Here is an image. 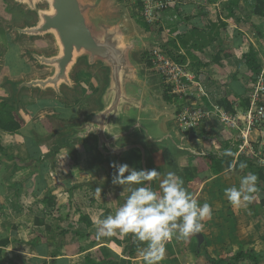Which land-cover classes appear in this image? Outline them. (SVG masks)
<instances>
[{
    "label": "crops",
    "instance_id": "0c3cea01",
    "mask_svg": "<svg viewBox=\"0 0 264 264\" xmlns=\"http://www.w3.org/2000/svg\"><path fill=\"white\" fill-rule=\"evenodd\" d=\"M254 4L255 0H239L232 16L228 14L229 0H173L167 7L169 10L165 12L191 17L187 21L192 28L187 30L181 25L184 27L170 31L174 36L191 35L193 29L208 34L209 23L226 24L203 49L204 53L195 52L193 61L186 58L185 64L191 69L197 64L194 74L187 73L197 85L190 93V99L195 96L193 105L213 106L226 99L234 113L246 111L248 95L257 78L243 61V54L249 49L257 54L264 74V18L253 15ZM203 19L206 24L200 28L197 23ZM163 20L158 19V22ZM222 52L230 56H222L214 63L213 56ZM5 92L0 87V98ZM21 104L19 115L25 121L21 134L0 131V145L5 149L0 153V241L9 242L0 248V264H145L140 254L145 245L133 241L130 234L96 237L99 219L114 215L129 190L124 194L125 188H109L98 194L89 183L105 180L108 174L105 167L89 164L83 152H78L74 162L65 150H60L51 162L44 158L49 148L40 142L34 144L28 134L38 125L33 130L44 137L52 124L43 126V119L75 121L79 108L29 95L22 97ZM188 134L198 137L190 143L198 156L219 159L226 149L235 154L230 172L229 167L217 173L205 172L187 183L198 202H207L213 209L211 219L203 222L202 249L198 252L194 236L187 240L173 239L166 245L167 256L161 264H264V182H258L260 191L255 201L245 207H233L224 195L225 188L238 186L240 178L248 173L247 167L241 169L240 164L246 165L249 161L263 173L264 167L238 154L241 144L236 141V133L224 126L216 115L212 114L209 122ZM249 140L254 150L264 156V128L253 131ZM154 153L159 157L153 167L149 160V167L164 174L160 153L157 150ZM198 156L181 157L179 168L188 167ZM41 173L42 178H39ZM154 189L158 190V181L154 182ZM47 197L53 198V204L45 203Z\"/></svg>",
    "mask_w": 264,
    "mask_h": 264
},
{
    "label": "water",
    "instance_id": "95a60500",
    "mask_svg": "<svg viewBox=\"0 0 264 264\" xmlns=\"http://www.w3.org/2000/svg\"><path fill=\"white\" fill-rule=\"evenodd\" d=\"M4 1L31 17L20 24L3 23L0 18V28L12 36L14 44L38 40L49 44L45 50L23 49L22 57L35 69L34 74L4 76L2 87L9 93L5 102L16 113L23 108V95L71 105L73 98L81 95L76 79L81 70L94 71L100 81L89 106L79 111L78 121L51 120L52 130L39 138L49 148L44 158L52 162L60 150L75 158V145H89L94 154L91 164L108 172L105 180L89 186L105 191L128 186L113 185L116 170L112 163L151 170L149 160L152 149H156L164 174L175 172L185 185L178 162L183 156L199 155L190 145L198 137L165 129L166 109L157 100L154 80L139 59L147 45L161 47L159 36L138 32L122 15H108L104 9L107 0ZM5 56V50H1L0 71ZM194 238L199 252L204 238L201 233Z\"/></svg>",
    "mask_w": 264,
    "mask_h": 264
},
{
    "label": "clouds",
    "instance_id": "9594fccd",
    "mask_svg": "<svg viewBox=\"0 0 264 264\" xmlns=\"http://www.w3.org/2000/svg\"><path fill=\"white\" fill-rule=\"evenodd\" d=\"M233 155L230 149L223 152L225 157ZM111 166L116 170L113 185L136 187L129 188V195L114 215L99 219L97 239L130 234L133 241L145 245L140 253L145 264H161L167 256L168 242L187 240L203 232V222L213 215L212 206L207 202L200 204L186 189L181 176L173 171L162 174L155 169L137 170L128 164L112 163ZM245 167L240 164L241 169ZM227 171H231V166ZM153 181H158V190L153 188ZM258 182L259 177L248 172L240 178L238 186L225 188L224 195L233 207L248 206L260 191ZM96 191L101 194V188Z\"/></svg>",
    "mask_w": 264,
    "mask_h": 264
},
{
    "label": "rangeland",
    "instance_id": "374dc122",
    "mask_svg": "<svg viewBox=\"0 0 264 264\" xmlns=\"http://www.w3.org/2000/svg\"><path fill=\"white\" fill-rule=\"evenodd\" d=\"M152 1H154V0H152ZM162 1H164V0H162ZM139 2L140 1H138V0H107L105 5H104V9L108 15H111V16L122 15V16H124L135 27V29L138 32H140L144 35H148V32L144 31V29L139 26L138 23L140 21L147 22L150 25V27L152 28V32L153 31L157 32V30L159 28L162 29V32L159 36V42L162 45L165 44L166 49L147 45L142 54L144 56V53H147L146 55L148 56V58H145V59L149 60V63H152V67L149 68L145 63L143 65V69H144L145 73L154 80L153 87L157 92V100L166 109L167 119L165 120V123H164L165 129L166 130H171L174 128L176 129V126L178 124V121H177L178 113H180L182 111V109L186 106L187 107H192V106L196 107L197 106V105L192 104V101L195 98V96H192L191 97L192 99H190L191 94L188 92H186V93H188L187 96H183L182 98L178 97L177 95L172 94L171 88L168 87L164 83V80L161 77L160 72L158 71V63H157L158 58L157 57L170 59L171 61H174L173 59H176L175 57L171 58L170 56H168L165 53V50L172 52L171 47H168L167 44H168V41L170 39H174L177 37V35L174 36L173 33H170V31H173V29L178 28L181 25L185 26V27L181 26V28L184 27L187 30L191 29L192 26L189 23V21H187L191 17H189V18L183 17L182 18L181 15H178L176 13L165 12L166 10H169V8H167V9L166 8L165 9H163V8L162 9L152 8L151 15L149 14V12H148V15H146L145 11H144V7H142L141 9L138 8ZM14 10H16V9L10 7V5L7 2H5L4 0H0V18L3 20V23L12 22L11 19L13 17L17 16L15 14ZM175 15H177V16H175ZM158 19H160V20L164 19V20L162 23L161 22L159 23ZM205 24H206V20L203 19V21H200L197 23V26H199L200 28H203V26L205 27ZM209 24H211V23H209ZM207 28L209 30L210 25ZM181 36L187 37V35H181ZM26 47H34L37 49L45 50V49H48L49 44L45 41H39V40L35 41L34 43L23 42L21 45L20 44H14L12 42V36L10 34H8L4 28H2V27L0 28V51L5 50V54H6L3 68L0 71V87L1 88H3L2 84L4 81L5 75L9 76V77H11V76L14 77V76H19V75H23V74H32V73L34 74L36 72L35 69H33L32 66L26 61V59L22 57V51ZM183 52L185 54L184 50H183ZM191 53L195 54V52H191ZM202 53H204V51H202ZM142 54L139 55V59L142 58ZM179 54H181V50H180ZM200 58H202V57L200 56ZM188 66H189V64H188ZM188 66L184 69L185 72L194 74L197 64H195L192 69H191V67H188ZM78 81L80 82L79 87H80L81 95H80V97L73 99V102L71 103L70 106H74L77 109L79 108V111H81V110H83L89 106V103L87 104L86 100L91 93L96 92V89L100 85V81H99V78L94 71H85V70H81L79 72ZM4 90L6 91L5 96L1 97L0 99H5V98H8V96H9L8 91L5 88H4ZM164 94H167V96L170 97V99H171L170 103H168L164 99ZM23 96H28V95H23ZM22 97H21V99H22ZM33 98H35V97H33ZM212 105H214V104H212ZM207 108L210 111L213 110L210 105L207 106ZM79 115H80V113L78 114V118L75 121H78ZM42 124H43V126L44 125L48 126L50 124L49 118L43 119ZM179 134H181V133H179ZM85 149L88 152L92 151L89 148V146H86ZM152 151H153V153H152V158L150 160V163H151V166L153 167L154 162L157 161L159 156L157 153H154V151H156V149H152ZM104 175H106V172L104 173ZM130 187L131 186L128 185L125 187V189H123L124 194L125 193L127 194ZM133 187H135V186H133Z\"/></svg>",
    "mask_w": 264,
    "mask_h": 264
},
{
    "label": "trees",
    "instance_id": "16d2710c",
    "mask_svg": "<svg viewBox=\"0 0 264 264\" xmlns=\"http://www.w3.org/2000/svg\"><path fill=\"white\" fill-rule=\"evenodd\" d=\"M239 4V0H229V8H228V14L232 16L233 9L237 7ZM138 8H142V4L139 2L138 3ZM252 13L255 16L262 17L264 18V0H255V4L252 8ZM139 26L144 29L146 32H152V28L150 25L145 22V21H140ZM209 33L207 34L204 31L199 32L198 30L193 29V34L185 36H177L174 39H170L168 41L167 46L171 47L172 52L165 50V53L170 56L171 58H176L173 59L179 64H184L186 62V58L190 59L191 61L195 60L196 57L191 53V52H201L203 49L207 48L215 39V37L218 35V31L221 28H225L226 24L222 22L218 23H211L209 24ZM155 32V31H153ZM162 32V29L159 28L157 32H155L158 36H160ZM172 32V31H171ZM191 42V44H190ZM162 49H166V45H161ZM180 50H184L185 54L181 55L179 54ZM174 52V53H173ZM147 53H144V56L142 54V58L140 59L143 64L146 63V65L150 68L152 67V63H149V60L145 59L148 58L146 55ZM228 58L230 55L228 52H222V53H216L213 56V62L218 63L221 57ZM243 61L247 69L251 72L253 76H258L262 72V64H260L257 54L252 50L249 49L245 54H243ZM78 80V75L76 77ZM98 88L96 89L97 92ZM170 90V89H169ZM91 93L89 97L86 100V103L88 104L90 99L95 95V93ZM168 93V92H167ZM174 97V96H173ZM77 97H74L75 99ZM164 99L170 103L171 99L167 94H164ZM219 108L223 109L227 113L233 114V107L232 104L227 101L226 99H222L220 102L216 104ZM249 104L246 102V109L248 108ZM86 109V108H85ZM54 118H49V122L51 124V120ZM25 121L20 117L19 112H15V108L10 106L5 102V99H0V131L5 132L9 135H19L21 134V125L24 124ZM38 125L35 127H32L31 131H29V136H31L33 143L38 144L39 140V135L37 134V130H33V128H37ZM48 127V126H45ZM48 132L52 130V127H48L46 129ZM33 146H38V145H33ZM76 147V153H75V158L70 156L72 161L76 162L77 161V155L78 152H83L86 155L87 161L89 164L91 163V159L94 156L92 151H87L84 148V145H75ZM30 148V147H29ZM4 147L0 145V153H3ZM234 154L235 152L232 151ZM234 155L232 157H225L222 155L221 158H216L214 156H198L195 157L191 165L188 167H185L182 169L183 176L185 179V187L186 189L190 192V190L187 188V183L197 179L201 174H204L205 172H212V173H217L219 172L222 168L225 167H230L231 166V161L233 160ZM9 161L12 159L8 158ZM246 167L248 172H253L259 177V182L263 183L264 182V173L263 170L260 168L255 167L251 162H246ZM42 174H40L39 178H42ZM76 186H73V188ZM78 187V186H77ZM76 187V188H77ZM71 191V190H70ZM191 193V192H190ZM47 205L53 204V198L47 197L46 200H44ZM87 224H90L89 221H87ZM9 244L7 240L0 241V248L6 247ZM133 248V246L131 247ZM130 248V249H131ZM134 248H136V244H134ZM130 254H132V251H129ZM2 251L0 250V254Z\"/></svg>",
    "mask_w": 264,
    "mask_h": 264
},
{
    "label": "built area",
    "instance_id": "2783aa9c",
    "mask_svg": "<svg viewBox=\"0 0 264 264\" xmlns=\"http://www.w3.org/2000/svg\"><path fill=\"white\" fill-rule=\"evenodd\" d=\"M144 7L145 14L151 15L152 8L167 9L173 0H138ZM158 71L164 83L171 88L173 95L182 98L197 87L194 78L185 72L187 64H179L170 59L157 57ZM199 91L201 89L199 88ZM188 92V93H186ZM248 108L243 113L229 114L217 105L208 110L205 106L184 107L177 115L176 129L179 133L187 135L200 124L209 122L210 116L216 115L220 122L235 134L236 141L241 144L238 154L247 159L255 160V164L264 167V156H261L251 145L249 135L258 129L264 128V74L261 72L256 78V85L248 95Z\"/></svg>",
    "mask_w": 264,
    "mask_h": 264
},
{
    "label": "flooded vegetation",
    "instance_id": "af4514ba",
    "mask_svg": "<svg viewBox=\"0 0 264 264\" xmlns=\"http://www.w3.org/2000/svg\"><path fill=\"white\" fill-rule=\"evenodd\" d=\"M14 9H16V10H14V12H15V14L17 16H15V17H13L11 19L12 22L20 24L24 20H26V21H30L31 20V17L27 16L22 9H17V8H14Z\"/></svg>",
    "mask_w": 264,
    "mask_h": 264
},
{
    "label": "bare ground",
    "instance_id": "6f19581e",
    "mask_svg": "<svg viewBox=\"0 0 264 264\" xmlns=\"http://www.w3.org/2000/svg\"><path fill=\"white\" fill-rule=\"evenodd\" d=\"M21 45V44H20Z\"/></svg>",
    "mask_w": 264,
    "mask_h": 264
}]
</instances>
